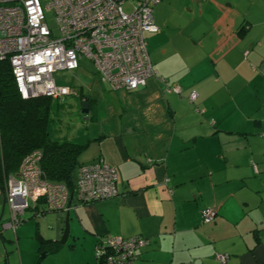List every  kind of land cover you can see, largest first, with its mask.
Wrapping results in <instances>:
<instances>
[{"label": "crops", "instance_id": "crops-1", "mask_svg": "<svg viewBox=\"0 0 264 264\" xmlns=\"http://www.w3.org/2000/svg\"><path fill=\"white\" fill-rule=\"evenodd\" d=\"M153 19L159 32L145 42L156 76L136 92L109 89L116 119L71 139L90 142L82 163L116 170L117 196H74L68 240L43 259L97 264L98 241L118 237L148 241L136 264H264V0H160ZM65 214L28 219L48 232L25 221L13 230L3 199L0 264H41L38 240L58 243Z\"/></svg>", "mask_w": 264, "mask_h": 264}, {"label": "built area", "instance_id": "built-area-1", "mask_svg": "<svg viewBox=\"0 0 264 264\" xmlns=\"http://www.w3.org/2000/svg\"><path fill=\"white\" fill-rule=\"evenodd\" d=\"M200 2L201 0H196ZM160 0H0V62L8 63L22 100L45 97L62 100L76 95L57 85L54 74L74 72L89 65L110 90L134 92L156 76L145 36L157 34L153 9ZM126 6L127 7L126 9ZM45 11L53 12L58 26L54 36L45 23ZM164 83L163 80H161ZM165 91L180 95L178 86ZM196 99L194 92L188 96ZM41 154L25 156L19 172L6 181L4 204L9 227L15 230L27 210L32 217L68 212L71 197L60 183L49 182L40 169ZM116 170L101 158L77 171L75 197L79 204L110 200L117 196ZM215 211L205 209L202 222L213 220ZM148 241L109 237L95 245L101 264H136L137 251ZM221 263L226 256L217 255Z\"/></svg>", "mask_w": 264, "mask_h": 264}, {"label": "trees", "instance_id": "trees-1", "mask_svg": "<svg viewBox=\"0 0 264 264\" xmlns=\"http://www.w3.org/2000/svg\"><path fill=\"white\" fill-rule=\"evenodd\" d=\"M69 88L78 94L82 105L85 95L80 94L75 87ZM140 89L142 88L138 90ZM62 101L63 99L52 100L45 97L22 100L8 63L0 62V191L3 198L7 179L16 176L25 156L33 151L41 154L40 169L44 177L49 182L63 184L71 199L75 196L79 167L91 164L96 159L88 163L79 160L89 141L80 145L65 137L60 140L52 139L50 128L55 121L53 105L54 103L58 105ZM90 101L89 96L88 111L91 108ZM38 242L40 247L48 249L44 251L46 253L59 248L57 242L41 239Z\"/></svg>", "mask_w": 264, "mask_h": 264}, {"label": "rangeland", "instance_id": "rangeland-1", "mask_svg": "<svg viewBox=\"0 0 264 264\" xmlns=\"http://www.w3.org/2000/svg\"><path fill=\"white\" fill-rule=\"evenodd\" d=\"M129 6H126V9ZM45 23L54 36H58V26L55 21V16L51 11H45ZM54 80L57 85L75 87L79 90L80 94L89 95L90 101V111L87 115H83L81 112V104L78 99V94L71 95L63 99L60 104L54 103L52 111L54 112L53 118L54 123L50 128V134L52 139L60 140L64 137L66 139H76V137L84 136L89 130L93 128H102L108 126L110 121L113 119L109 112V104H114L116 106V101L113 100L112 93L109 88L100 82L99 77L94 73L93 69L86 63H82L80 68L74 72L59 71L54 74ZM15 83V82H14ZM16 86V85H15ZM35 99V98H32ZM29 100V99H27ZM117 109V108H116ZM117 112V111H115ZM117 114V113H116ZM89 156V155H88ZM86 152H84L79 160L80 162H85L88 160ZM3 201V196L0 191V203ZM33 211L27 210L22 220L25 221L24 224L32 222L38 223L40 227L45 231H51L52 227L46 228V224L43 220L28 219L32 216ZM45 227V229H44ZM14 252L11 253L14 254ZM46 252L40 253L36 258L37 260L43 259L41 255ZM41 264H55V260L51 257H46L40 260ZM32 261H30V264ZM26 264V261H25Z\"/></svg>", "mask_w": 264, "mask_h": 264}, {"label": "water", "instance_id": "water-1", "mask_svg": "<svg viewBox=\"0 0 264 264\" xmlns=\"http://www.w3.org/2000/svg\"><path fill=\"white\" fill-rule=\"evenodd\" d=\"M89 95L87 94L83 100V104L81 106V112L83 115H87L88 114V103H87V99H88ZM69 237V211L66 212L65 214V219H64V228H63V232L61 235L60 240L58 241V244L60 246H63L66 244L67 240ZM46 253H43L41 255V258L45 257Z\"/></svg>", "mask_w": 264, "mask_h": 264}]
</instances>
